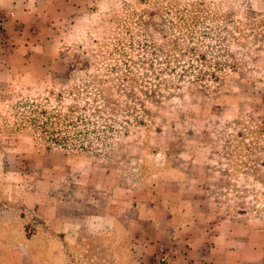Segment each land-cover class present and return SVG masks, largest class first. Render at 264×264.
I'll list each match as a JSON object with an SVG mask.
<instances>
[{
  "label": "rangeland",
  "instance_id": "rangeland-1",
  "mask_svg": "<svg viewBox=\"0 0 264 264\" xmlns=\"http://www.w3.org/2000/svg\"><path fill=\"white\" fill-rule=\"evenodd\" d=\"M58 5L43 38L27 30L33 46L0 67V188L13 183L21 197L43 153L116 166L126 181L130 153H179L189 138L212 137L226 157L225 193L246 167L239 198L264 215V11L247 0ZM13 12L0 7L1 55Z\"/></svg>",
  "mask_w": 264,
  "mask_h": 264
},
{
  "label": "crops",
  "instance_id": "crops-1",
  "mask_svg": "<svg viewBox=\"0 0 264 264\" xmlns=\"http://www.w3.org/2000/svg\"><path fill=\"white\" fill-rule=\"evenodd\" d=\"M61 1L78 6V0H0L14 11L1 68L33 46L27 30L43 38ZM247 1L264 11V0ZM215 122L204 126L207 134ZM210 138H189L179 153H130L137 156L135 178L126 181L116 166L43 153L38 167L30 162L34 174L21 197L17 185H1L0 264H56L53 252L60 264H87V255L90 264H264V215L246 212L253 197L239 198L246 167L225 193L226 157Z\"/></svg>",
  "mask_w": 264,
  "mask_h": 264
},
{
  "label": "built area",
  "instance_id": "built-area-1",
  "mask_svg": "<svg viewBox=\"0 0 264 264\" xmlns=\"http://www.w3.org/2000/svg\"><path fill=\"white\" fill-rule=\"evenodd\" d=\"M3 21H4V17L3 16H0V26L3 24Z\"/></svg>",
  "mask_w": 264,
  "mask_h": 264
}]
</instances>
